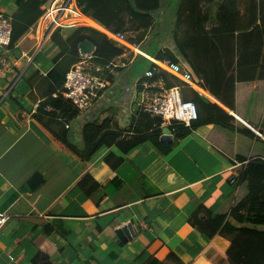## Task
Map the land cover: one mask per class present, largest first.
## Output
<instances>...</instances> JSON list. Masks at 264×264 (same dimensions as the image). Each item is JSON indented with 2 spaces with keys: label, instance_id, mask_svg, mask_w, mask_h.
<instances>
[{
  "label": "crops",
  "instance_id": "crops-1",
  "mask_svg": "<svg viewBox=\"0 0 264 264\" xmlns=\"http://www.w3.org/2000/svg\"><path fill=\"white\" fill-rule=\"evenodd\" d=\"M128 1L135 6L136 0ZM151 1L141 3L149 5ZM123 7L108 25L96 24L112 33L130 32L141 48L153 55L152 48L143 47L155 28L152 17L135 18ZM16 8L15 0H0V12L12 16ZM169 10L153 13L161 19ZM227 11L225 3L215 13L216 19L223 21ZM41 15L9 52L10 65L0 68V210L11 215L0 230V264H33L36 252L45 264H130L132 253L143 245L163 264H214L213 258L225 252L231 240L220 230L195 253L194 239L190 238L193 227L187 218L202 204L213 208L222 202L232 178H242L250 160L264 158V144L259 140L264 139V44L260 55L245 61L255 64L259 60L253 78L237 77L238 46L227 42L218 49L221 55L215 57L220 58L217 63L224 77L234 76L226 80L234 84L233 90L217 95L202 84L194 88L236 118L228 120L232 128L202 125L166 154L151 142L143 143L129 150L122 164L112 168L104 160L109 148L89 157L94 142L105 131L119 132L120 139H129L153 134L162 127L160 138L167 141L162 139L167 125L158 124L155 117L137 106L139 80L148 66L145 56L127 50L114 57L109 73L112 85L90 107L70 117L51 116L46 112L51 109L48 100L55 98L63 86L56 85L63 72L81 59V43L90 40L96 48V41L102 37L75 27L63 30L70 46L65 55L53 63L54 53H49L56 46L51 41L48 53L41 51L34 61L49 41ZM210 17V13L204 14L203 20L207 22ZM186 28L183 23L179 31L181 41L188 44L193 37L185 34ZM79 38L74 46L72 42ZM167 40L160 47H172V40ZM34 69L41 76L32 85L33 103V96L27 93L29 85L18 80ZM52 70L59 73L57 80ZM186 85L180 86L181 95L182 90L191 94V86ZM14 86H18V94L12 95ZM245 126L259 138L248 136ZM86 174L93 177L87 186L95 180L100 183L91 196L79 184ZM48 222H55L56 230L45 235L43 225ZM128 222L135 233L141 230L138 238L134 235L126 245H120L116 228ZM66 227L70 229L68 234ZM111 248L119 251V262L106 258Z\"/></svg>",
  "mask_w": 264,
  "mask_h": 264
},
{
  "label": "trees",
  "instance_id": "trees-1",
  "mask_svg": "<svg viewBox=\"0 0 264 264\" xmlns=\"http://www.w3.org/2000/svg\"><path fill=\"white\" fill-rule=\"evenodd\" d=\"M80 8L95 21L106 26L116 16L117 12L124 7H120L110 16H106L103 10H99L95 6V0H77ZM121 3V0H116ZM46 0H15L17 8L12 15V36L9 44V50H13L22 36L30 29L43 13L42 5ZM228 5V11L223 21H218L215 13L224 4ZM135 7L138 11H128L133 17L147 15L154 19L157 25L154 11L168 8L164 23L160 22V26L165 27L167 35L172 40V47H160L153 54L158 59L178 60V56L184 58L192 67L195 75L201 80V84L205 89L212 91L214 94L222 95V92L229 93L233 90L234 84L227 83L226 80L234 78L232 74L225 78V73L220 70L217 63L220 54L219 48L227 42H235L238 46L236 73L239 79L253 78L256 74L258 61L255 64H248L249 59L260 55L264 44V0H155L149 5H143L141 0H136ZM210 13L209 21L203 20V15ZM183 23L187 24L185 34L193 37L192 41L185 44L181 41L180 27ZM209 25V27H208ZM211 25V27H210ZM81 31L91 30L95 34H101L102 39L96 41V48L93 52V59L96 63L107 64L120 54L123 50L115 41L90 25H81L77 27ZM66 28L57 27L50 35L49 40L56 46L52 62L56 63L70 48L69 38L64 35L63 30ZM259 36L260 38H257ZM84 36H81V38ZM75 39L73 45L77 46L80 39ZM222 45V46H221ZM242 46V47H241ZM43 49V48H42ZM216 49V50H215ZM42 50L34 56V61L40 58ZM178 56H177V54ZM221 55V54H220ZM148 66H152V62L143 57ZM246 61V62H245ZM147 66V67H148ZM264 70V62L261 71ZM65 70L57 86H62L66 77ZM33 73V74H32ZM30 75H24L18 80V83L25 81L29 85L27 93L32 95L35 102V95L32 85L37 78L41 76L38 69H34ZM57 80L59 73L51 71ZM151 79L163 80L165 87L170 88L174 85H185L179 78L167 71H157ZM187 86V85H186ZM18 86H14L10 90V94H18ZM191 94L182 90V97L195 102L198 107L199 115L191 125H185L178 121H172L167 127L173 134L170 141H162L160 136L163 128L159 127L149 135H136L132 138L120 139V133L115 131H105L100 138L94 142L93 147L89 151V157L97 154L102 148H109L104 155V160L117 168L126 159V153L129 150L139 146L140 144L151 142L161 152V154L169 153L176 143L188 136L193 130L202 125L209 123L222 124L233 127L229 124V119H236L232 114L220 106L217 102L210 100L201 92L190 87ZM51 109L47 110V114L58 117H70L78 114L79 109L69 100L61 95L48 100ZM45 103L40 107L43 110ZM143 112V111H142ZM146 113V112H145ZM148 114V113H147ZM151 116L150 114H148ZM158 124L163 122L159 116H153ZM229 117V118H225ZM245 132L252 138L258 137L257 134L245 126ZM259 138V137H258ZM262 140L264 144V139ZM115 146L116 148L112 149ZM264 156V151L261 154ZM115 160L113 161V157ZM86 174L79 182L84 192L91 196L93 192L100 187V183L95 180L92 186L89 179L93 177ZM188 222L192 225L193 230L190 238L194 239L195 250L197 253L203 246L212 239L220 230H224L226 234L231 235V242L225 252L218 253L212 262L218 264H250L251 256L257 247L262 246L264 249V158H254L247 163L246 172L242 178L233 177L230 182V189L226 194V198L215 207L208 205H200L188 218ZM55 222H48L43 225V233L49 235L54 232ZM7 224V223H6ZM66 234L70 229L66 227ZM138 233H135L138 238ZM201 239V240H200ZM120 245H126L127 242L119 239ZM106 258L120 261L119 251H108ZM130 264H163L159 258L148 250L147 245H143L140 250L135 251ZM228 257L225 260V257ZM33 264H45L39 252H36L32 258ZM85 264H91L86 262ZM254 264H263L262 261H256Z\"/></svg>",
  "mask_w": 264,
  "mask_h": 264
},
{
  "label": "built area",
  "instance_id": "built-area-1",
  "mask_svg": "<svg viewBox=\"0 0 264 264\" xmlns=\"http://www.w3.org/2000/svg\"><path fill=\"white\" fill-rule=\"evenodd\" d=\"M41 20L47 24V37H50L57 27L73 28L90 25L101 30L108 38L115 41L124 53L130 50L133 54L145 56L153 65L148 66L143 71L139 80L136 98L138 109L152 116L161 117L165 125L172 121L191 125L198 118L197 105L194 101L182 97L179 85L167 88L162 79H151L155 72L163 70L176 76L185 84L199 89L201 80L195 75L190 64L177 53V61L169 58L158 59L143 50L139 41L127 32L112 33L100 27L94 19L83 12L77 0H51L50 5L43 8ZM12 29V16L0 12V68H6L10 65L9 44ZM111 66L112 62L105 65L96 63L92 53L82 54L81 59L67 70L63 86L56 91L55 95L69 99L79 111L86 110L100 96L102 91L112 85V79L109 75ZM254 130L262 135L257 129ZM10 217L9 213L0 210V230L3 229Z\"/></svg>",
  "mask_w": 264,
  "mask_h": 264
},
{
  "label": "rangeland",
  "instance_id": "rangeland-1",
  "mask_svg": "<svg viewBox=\"0 0 264 264\" xmlns=\"http://www.w3.org/2000/svg\"><path fill=\"white\" fill-rule=\"evenodd\" d=\"M50 3H51V1H49V3L47 5L49 6ZM94 4L96 7H98L99 10H103V12L106 16H110L115 11H118L121 6L122 7L126 6L127 8H129V7L131 8V6H132V9H137L134 6L133 1L131 2L128 0L121 1V3L116 1V0H95ZM156 17H158V16H156ZM165 17H166V14L164 17H161V19L159 17H158V19H156V22L157 21L158 22H157L156 26L154 25L155 28H154L153 34H151V36L148 37L147 40L145 39L146 41L143 44V47L146 50H150L149 47L152 48V50H153L152 52L154 54L156 53L155 50L158 49L159 46H161L162 41H164L166 43L168 42V40H167V37L169 36V35H167L168 29H165V27H167V26H164V27L160 26V22L164 23ZM152 20L154 22V19H152ZM67 29H70V28H66L64 30H67ZM74 29H78V28L75 27ZM127 33L132 36V34L130 32H127ZM169 39H170V37H169ZM50 42L51 41L49 40V41H47V43H45L42 52H44L46 54L48 53V48H49ZM54 52H55V50L50 51L49 56H52ZM49 64H51V63H49ZM225 236L228 238V240H231V235H228L225 233ZM222 244H224V242L220 241L219 245L224 248V245H222ZM251 257L252 258H251L250 264H254L256 261H260V262L262 261V263L264 264V249L262 248V246L257 247Z\"/></svg>",
  "mask_w": 264,
  "mask_h": 264
},
{
  "label": "water",
  "instance_id": "water-1",
  "mask_svg": "<svg viewBox=\"0 0 264 264\" xmlns=\"http://www.w3.org/2000/svg\"><path fill=\"white\" fill-rule=\"evenodd\" d=\"M82 45V54L85 53H93L95 50V44L90 41L86 40L85 42L81 43ZM164 135L162 136V139L165 140H172L173 135L170 133V130L168 127L164 128ZM116 233L118 237H120L121 240L124 242H127L129 239H132L133 236L135 235V231L132 227V224L130 222L122 224L120 227L116 228Z\"/></svg>",
  "mask_w": 264,
  "mask_h": 264
},
{
  "label": "clouds",
  "instance_id": "clouds-1",
  "mask_svg": "<svg viewBox=\"0 0 264 264\" xmlns=\"http://www.w3.org/2000/svg\"><path fill=\"white\" fill-rule=\"evenodd\" d=\"M93 54V53H92ZM262 134V133H261Z\"/></svg>",
  "mask_w": 264,
  "mask_h": 264
}]
</instances>
